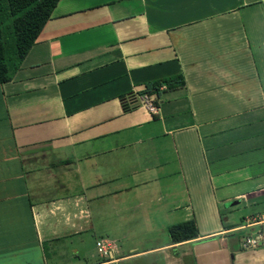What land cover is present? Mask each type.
<instances>
[{
  "label": "crops",
  "instance_id": "obj_1",
  "mask_svg": "<svg viewBox=\"0 0 264 264\" xmlns=\"http://www.w3.org/2000/svg\"><path fill=\"white\" fill-rule=\"evenodd\" d=\"M263 214L264 0H57L0 82V264H264Z\"/></svg>",
  "mask_w": 264,
  "mask_h": 264
},
{
  "label": "trees",
  "instance_id": "obj_2",
  "mask_svg": "<svg viewBox=\"0 0 264 264\" xmlns=\"http://www.w3.org/2000/svg\"><path fill=\"white\" fill-rule=\"evenodd\" d=\"M56 1L0 0V82L10 77V72L35 40ZM160 81L148 82L143 92L157 91ZM166 229L169 240L173 243L197 235L192 219L169 224Z\"/></svg>",
  "mask_w": 264,
  "mask_h": 264
},
{
  "label": "built area",
  "instance_id": "obj_3",
  "mask_svg": "<svg viewBox=\"0 0 264 264\" xmlns=\"http://www.w3.org/2000/svg\"><path fill=\"white\" fill-rule=\"evenodd\" d=\"M135 97V96H134ZM136 98V97H135ZM143 102L147 105L148 109L151 111L155 110V105L152 103L151 97L144 95L142 98ZM135 100L134 98L130 97V100ZM259 219L264 220V214L259 217ZM253 220V219H252ZM253 222V221H252ZM256 222V221H254ZM245 225H241L240 227H244ZM263 239L262 233L260 230H256L254 233H245L242 234L240 237V245L242 247H255L261 244ZM96 249L99 255L106 256L107 255V248L106 244L102 240L96 241Z\"/></svg>",
  "mask_w": 264,
  "mask_h": 264
},
{
  "label": "rangeland",
  "instance_id": "obj_4",
  "mask_svg": "<svg viewBox=\"0 0 264 264\" xmlns=\"http://www.w3.org/2000/svg\"><path fill=\"white\" fill-rule=\"evenodd\" d=\"M249 209V207L247 208V210ZM156 223V222H155ZM165 237V236H164ZM144 239V241H143V244L144 245H147V244H151L153 241H154V238H152V237H144L143 238ZM158 238H157V236H155V241L157 240ZM150 240V241H149ZM158 254V252H156V251H154V252H149V253H143L141 256H135V257H133V258H130V259H128V260H123L122 262H121V264H127V263H129V264H132L131 262H133V263H137V262H140V263H145L146 262V260H150V259H155V255L156 256H158L157 255Z\"/></svg>",
  "mask_w": 264,
  "mask_h": 264
},
{
  "label": "water",
  "instance_id": "obj_5",
  "mask_svg": "<svg viewBox=\"0 0 264 264\" xmlns=\"http://www.w3.org/2000/svg\"><path fill=\"white\" fill-rule=\"evenodd\" d=\"M135 103H136V102H133V104H135ZM133 104H132V105H133Z\"/></svg>",
  "mask_w": 264,
  "mask_h": 264
}]
</instances>
